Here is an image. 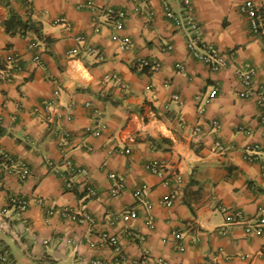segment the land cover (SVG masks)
<instances>
[{
	"label": "crops",
	"instance_id": "0c3cea01",
	"mask_svg": "<svg viewBox=\"0 0 264 264\" xmlns=\"http://www.w3.org/2000/svg\"><path fill=\"white\" fill-rule=\"evenodd\" d=\"M163 1L185 15L180 0H110L125 13L118 30L105 0H0V55L17 53L22 66L0 80V149L28 168L24 178L0 168V246L13 264H264V230H245L264 205L257 101L264 94V40L240 12L244 0H191L197 36L227 58L214 70L190 55L186 42L196 33L175 26ZM254 2L264 14V0ZM122 36L131 40L127 49L119 47ZM71 47L76 55L67 54ZM143 57L159 61V69L133 67ZM248 68L246 86L238 71ZM106 73L119 80H103ZM214 86L216 95L205 101ZM66 160L86 171L68 176L72 189L48 164L68 175ZM151 160L180 182L164 184L146 167ZM116 182L123 186L112 196ZM173 190V203L164 205L161 198ZM13 198L25 199L26 210ZM64 208L86 211L94 222H73L61 215ZM227 208L240 209L247 221H226ZM130 210L135 215L124 217Z\"/></svg>",
	"mask_w": 264,
	"mask_h": 264
},
{
	"label": "built area",
	"instance_id": "2783aa9c",
	"mask_svg": "<svg viewBox=\"0 0 264 264\" xmlns=\"http://www.w3.org/2000/svg\"><path fill=\"white\" fill-rule=\"evenodd\" d=\"M25 1L28 2V0H25ZM105 1L107 3L106 6L104 7L105 14L107 15L108 19L113 23L114 28L121 30L123 28V22L125 18L124 11L121 9H115L111 5L110 0H105ZM180 1L185 8L184 16H180L174 13V11L170 8L169 4L165 1H163L162 3L164 14L166 15V17H168L172 21V23L175 26L185 27L189 31L196 33V34L190 35L186 42L187 50L189 51L192 57L204 62L205 64L209 65L214 70L222 68L223 66L226 65V59H227L226 55L222 54L213 43L200 39L197 36L200 27L193 15L191 0H180ZM86 4L87 6L93 8L91 1H87ZM239 10L241 13H243L244 15L248 17L250 21V28H251L252 33L255 36L259 37L260 39L264 40V17H263L264 14L261 13V10L255 4L254 0H244L242 4L240 5ZM65 20L66 19L64 17H59L57 19V21H61V22H65ZM76 40L81 41L82 37L77 36ZM130 45H131L130 38L126 36L120 37L119 39L120 49H127L130 47ZM34 46L35 44L32 42L30 44V47L33 48ZM163 48L168 49L170 48V45L165 44ZM92 50L96 51V49H92ZM78 51L79 49L77 47H71L68 49L67 54L71 56L76 55ZM32 59L33 61L39 63L40 53L38 52L34 53ZM100 59H103V55H100ZM133 67L137 69L146 68L150 71H156L160 67V62L156 60H150L148 58L143 57V58H138L133 63ZM21 68L22 66L20 63V56L17 53L10 51V52H6L3 55H0V80L10 79L12 77L13 72ZM252 73H253L252 68H248L243 71H238V76L244 85L246 86L250 85ZM108 79L119 80V76L115 73H106L103 76V80H108ZM123 85L125 88L128 87L126 83H124ZM216 93H217V87L214 86L207 93L204 100L207 101L208 99L214 97ZM171 99L176 102L180 101V97L178 94H173ZM195 99L197 101L200 100L199 103L202 102L200 99V95H195ZM257 101L260 107L259 118H260V121L264 123V94L263 93L258 94ZM44 109L45 111H47L44 113V118L46 120H50L51 119V115L49 113L50 106L47 105L44 107ZM202 109H203L202 105L199 104L197 106V110L201 112ZM94 112H97V109H94ZM213 123L217 124V121H213ZM194 129L196 131H199L200 127L196 126ZM65 138H66V135H60L59 137L58 142L62 148L64 145ZM216 145L220 150L223 149V146L219 142ZM257 147L258 145H254L253 148H257ZM123 151L129 152L128 149H124ZM65 163L67 165L68 175L64 174V172L59 169L57 164L53 163L52 161H48V164L51 166V169L56 174L60 175L63 178L64 185L66 186V188L72 189L73 184H72L70 177L68 176H70V174L73 172L85 174L86 171L85 169H82V168L73 167V165L71 164L69 160H66ZM146 167L151 173L161 176L163 178V183L166 185H171L173 180H175V182L177 183L180 182V178H178V176H176L174 173L166 172L162 161L151 160L147 163ZM0 168L7 170V171H13L14 169H16L18 170L19 176L21 178L26 177V175L28 174V168L24 163L15 161V159L7 151L1 150V149H0ZM122 186L123 184L121 182H116L115 186L111 188L110 194L112 196L117 195L119 191L121 190ZM86 190L91 195L96 194L95 189L90 184H86ZM145 190H146L145 187L138 188L136 189L134 195L136 197L140 196L141 194L144 193ZM174 198H175V191L173 190V191H170L164 194L163 197L161 198V202L164 205H171L174 201ZM12 201L14 204H16V207L19 209L20 212H23L26 210L28 203L25 199L13 198ZM258 209H259L260 215L256 217L254 223L251 224L250 222H247L245 230L248 232H256L259 234V233H262L264 230V214H261V212L264 211V205H261ZM61 215L76 223H93L94 222L92 215L83 210H72V209L64 208L61 210ZM134 215H135L134 210H130L126 212V215L124 217L134 216ZM225 217H226V221L228 222L247 221V220H244L245 218H244L243 212L237 208L225 209ZM173 235L176 238L180 237L179 233H177L176 231L173 232ZM102 238L104 241H106L107 243L111 245H115L117 243L116 235L102 233ZM115 247H116V250L119 251V247L118 246H115ZM178 248L182 249V245H179ZM260 255L264 256V250L260 253ZM243 257H247V255H243ZM0 261L6 264H13V262L10 261L7 255L4 253L1 246H0ZM90 264H105V263L104 261H101V260H92Z\"/></svg>",
	"mask_w": 264,
	"mask_h": 264
}]
</instances>
